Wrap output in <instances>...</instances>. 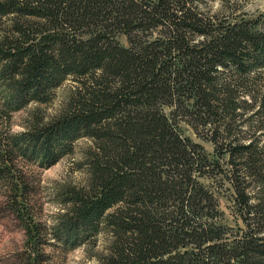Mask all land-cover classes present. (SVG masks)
I'll use <instances>...</instances> for the list:
<instances>
[{
  "label": "trees",
  "instance_id": "1",
  "mask_svg": "<svg viewBox=\"0 0 264 264\" xmlns=\"http://www.w3.org/2000/svg\"><path fill=\"white\" fill-rule=\"evenodd\" d=\"M200 1L0 0V122L76 84L62 115L0 136V184H14L18 158L50 167L91 141L51 239L27 225L23 264H44V245L93 248L101 232L98 264H264V144L232 136L264 75V21L209 16ZM219 177L245 222L233 238L203 182ZM16 188L9 201L22 204Z\"/></svg>",
  "mask_w": 264,
  "mask_h": 264
},
{
  "label": "rangeland",
  "instance_id": "2",
  "mask_svg": "<svg viewBox=\"0 0 264 264\" xmlns=\"http://www.w3.org/2000/svg\"><path fill=\"white\" fill-rule=\"evenodd\" d=\"M199 4L203 12L209 16L225 15L232 18L244 17L264 21V0H203ZM119 42L126 45L124 37L120 38ZM254 85L256 86L251 88L252 95L242 98L251 107L243 105L248 109L238 111L241 118L235 123L233 134L236 135L232 136L241 137L242 144L258 143L262 146L264 115L257 117L258 115L255 114L258 110L257 105L264 101V75ZM75 86L76 84L69 78L54 91L50 102L30 103L25 108L11 113L8 119L0 122V136L4 134L12 136L27 131L34 125L46 124L62 115ZM181 130L184 136H188L194 143L201 145L206 154L211 157L215 155V146L201 131L195 132L187 125H181ZM90 145L89 139H79L71 155L64 156L50 167H41L35 162L20 158L16 160L12 173L15 178L13 185L15 188L17 186L16 192L19 194L17 198H21L24 203L10 202L9 198L14 186L9 182L0 184V264L27 262L28 224L32 226L34 224L33 234L38 238L51 239V228L61 208L59 192L64 187L85 183L86 169L84 166L79 168L78 164L82 162L83 153ZM223 168L224 174L230 177L229 167L224 165ZM203 182L212 195L211 204L218 210V222L228 226L229 236L233 238L239 228H245V222L239 216L230 183L225 177ZM250 195H257V191L250 190ZM108 237L106 232H101L96 237V245L93 248L82 245L68 250L54 244L44 245L42 251L47 257L44 264H98L97 256L104 254Z\"/></svg>",
  "mask_w": 264,
  "mask_h": 264
}]
</instances>
